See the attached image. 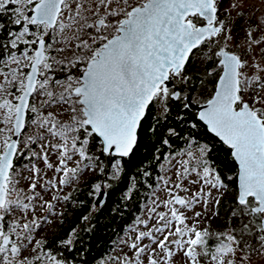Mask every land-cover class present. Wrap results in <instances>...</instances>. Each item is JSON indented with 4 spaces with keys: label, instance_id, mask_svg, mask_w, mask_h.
<instances>
[{
    "label": "snow or ice",
    "instance_id": "6c2138e0",
    "mask_svg": "<svg viewBox=\"0 0 264 264\" xmlns=\"http://www.w3.org/2000/svg\"><path fill=\"white\" fill-rule=\"evenodd\" d=\"M197 59L213 84L198 121L235 167L190 134L115 264H264V0H0V264H70L76 230L49 246L42 223L89 173L105 177L88 193L103 199L142 124L190 106L170 84Z\"/></svg>",
    "mask_w": 264,
    "mask_h": 264
},
{
    "label": "trees",
    "instance_id": "16d2710c",
    "mask_svg": "<svg viewBox=\"0 0 264 264\" xmlns=\"http://www.w3.org/2000/svg\"><path fill=\"white\" fill-rule=\"evenodd\" d=\"M192 123H200V126L192 129ZM150 124L156 126L157 130L154 133L148 131ZM169 128H175L180 136H170L167 131ZM190 134L200 143L215 144L210 158L217 163L220 170L232 174L229 168H234L235 165L228 157L227 150L217 138L206 132L205 126L198 121L195 112L181 108L176 102L166 120H161L156 125L153 118L142 124L138 145L130 157L124 158L125 171L121 179L109 181L113 186L105 190L107 198L103 206L93 208L95 198L88 193L91 191L90 184L103 182L105 177L95 174L90 183L71 190L74 202L64 204L62 210L64 215L61 216L59 225L46 239L49 246H52L54 241L68 237L75 229L78 239L72 251H64L70 264H99L106 259L115 250L120 238L141 216L158 186L163 161L170 153L185 148ZM164 139L169 140L171 147L163 144ZM192 146H196L195 143ZM156 156L160 159H155ZM108 171L106 169V172ZM145 172L149 174L145 175ZM129 192L130 199L127 198ZM85 215L89 216L87 221L82 220Z\"/></svg>",
    "mask_w": 264,
    "mask_h": 264
},
{
    "label": "rangeland",
    "instance_id": "374dc122",
    "mask_svg": "<svg viewBox=\"0 0 264 264\" xmlns=\"http://www.w3.org/2000/svg\"><path fill=\"white\" fill-rule=\"evenodd\" d=\"M204 63H205V61L203 63H200L199 59H197L193 63L192 68L190 69V72L193 71V69L196 71H198L199 68L203 69ZM200 73H202L201 75L204 78L205 82L199 86L198 91L200 92V95L198 97H197V95H195V100L199 99L201 95L203 96V98H201V99L206 100L207 96H205V94H206L205 89L210 84V82H209L210 79H209V77H206L205 71L201 70ZM192 147L195 148V146H192ZM183 149L184 148H181V149H179L173 153H170L166 157V159L162 163L163 169L161 168V170H162L161 176L171 177L173 180H175V172H176V167H178V161L181 159L187 158L186 156L181 157V156L176 155V153L178 151H181ZM169 161H171V163H169ZM173 165H175L176 167H173ZM94 175H95L94 173H89L88 178L81 180L79 182V185L81 186V185L90 183L93 180ZM51 176H52V174H51V172H49L48 177H51ZM71 190L72 189H65V191H71ZM153 192H155V196L152 195L149 202L145 205L143 212H142L141 216L138 218L137 222L134 223L132 226H130V228L126 231V233L120 238L119 243L116 246L115 250L106 259L102 260L99 264H115L117 257L123 258V255L125 253H128L129 255H131V251L128 248V243L130 242V239L134 238L138 231L144 230L143 225L138 223V221L148 219V216L150 215L149 209L152 207L151 201L153 199H156L158 197L160 200H163L167 196V192L163 190V185L160 181H158V186ZM45 199H51V195L45 194ZM225 199H228V197H225ZM63 207H64L63 203L58 204L57 205L58 211H62ZM158 210H163V209H158ZM37 215L40 217H44V216H48L49 214L47 212H43V211L38 210ZM60 218H61V216H51L50 217V223H47V224L42 223V230L39 232V235L37 238L43 237V238L47 239L49 236H51V233L54 230V228L59 225ZM149 223L151 224L152 221H149ZM205 223L207 224L208 222L205 221ZM224 226H225V221L223 218L215 219L212 221V228L214 230L215 229H223Z\"/></svg>",
    "mask_w": 264,
    "mask_h": 264
},
{
    "label": "flooded vegetation",
    "instance_id": "af4514ba",
    "mask_svg": "<svg viewBox=\"0 0 264 264\" xmlns=\"http://www.w3.org/2000/svg\"><path fill=\"white\" fill-rule=\"evenodd\" d=\"M194 62L195 61H192V65H193ZM210 64H211V61H205L203 69L199 68L198 71L193 69V71H191L192 79L187 84L181 83L180 81L177 80L175 82H172V86H170V87L172 89H174V90H179L181 88L184 89V92L182 94L190 96L191 101L194 102L197 106L205 104L207 102V100L211 97L212 93H213V84L212 83H210L207 86V88L205 89V91H206L205 96H207L206 100L205 99L204 100L201 99V98H203L202 95H201L202 97L200 96L199 99L195 100V95H197V97L200 95V92L198 91V88L201 85V80H204V78L201 75L202 73H200V72H201V70L206 71V69L208 68V66ZM209 79H211V78H209ZM193 112H195V111H193ZM196 115H197V113H196Z\"/></svg>",
    "mask_w": 264,
    "mask_h": 264
},
{
    "label": "water",
    "instance_id": "95a60500",
    "mask_svg": "<svg viewBox=\"0 0 264 264\" xmlns=\"http://www.w3.org/2000/svg\"><path fill=\"white\" fill-rule=\"evenodd\" d=\"M170 86H172V82H171ZM205 106H206V103L197 106L194 102H192V103L190 104V106L188 107V109H189L190 111H195V112L197 113V119H198V113H199L200 111H202V110L204 109ZM217 139H218V138H217ZM106 198H107V193H106V191H105L104 196H103V199H101V200L98 201V200L95 198V200H94V205L97 204V203H99V207H100V206H103L104 203H105V201H106Z\"/></svg>",
    "mask_w": 264,
    "mask_h": 264
}]
</instances>
